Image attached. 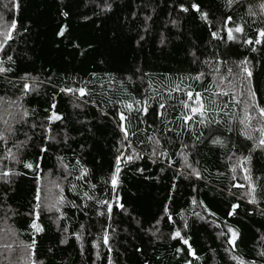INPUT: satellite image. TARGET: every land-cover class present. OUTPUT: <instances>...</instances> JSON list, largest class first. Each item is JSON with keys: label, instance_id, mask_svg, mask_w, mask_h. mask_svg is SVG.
<instances>
[{"label": "trees", "instance_id": "obj_1", "mask_svg": "<svg viewBox=\"0 0 264 264\" xmlns=\"http://www.w3.org/2000/svg\"><path fill=\"white\" fill-rule=\"evenodd\" d=\"M15 2V8L10 0L8 8L0 4L5 21H16L13 39L0 50L3 66L12 68L0 74V97L15 100L25 74L36 77L39 87L22 101L31 114L26 124L18 126L14 140L25 141V133L31 140L19 153L21 162L8 155L9 149L17 152L13 140L0 141V172L12 173L0 178V235L4 237L5 230L12 228L19 241L35 239L40 264H238L232 255L244 264H264L260 255L264 253V150L253 149V142L241 135L248 130L239 124L242 107L233 101L234 89L223 90L229 95H216L221 92L216 78L223 76L235 87L241 86L244 101L251 103L248 82L241 84L244 76L237 75V65L247 59L255 103L264 107V38L255 45V52L243 43L256 37L257 28H264L259 8L264 0H237L231 6L227 0ZM191 3L208 13L211 24L191 9ZM181 4L189 11H181ZM250 6L256 16L249 15ZM229 16L227 27L244 28L243 34L234 33L236 41H229L222 27ZM61 29L63 36L58 35ZM213 31H219L221 39H214ZM8 55L13 61L7 60ZM201 72V79H190ZM85 84L89 94L83 97L59 91ZM189 85L207 105L203 124L198 114L187 124L180 119L188 111L181 101L187 100ZM53 96L62 121L45 119ZM134 100L144 101L147 112L129 113L120 103ZM76 103L80 106L74 107ZM120 111L129 117L125 123L131 148L121 149ZM216 120L220 123H212ZM41 147L47 151H40ZM118 149L125 156L135 149L139 158L121 164L113 191L105 181L114 172ZM249 154L251 161L245 163L243 157ZM238 160L251 169L255 204L249 203L244 169L242 175L240 166L237 173L232 171ZM23 161L39 162V168H24ZM82 168L88 170L83 178ZM47 179L57 181L64 200L58 205L60 211L54 212L41 203L37 223L43 231L37 233L29 227L35 219L30 213L37 203V189ZM102 200L112 205L111 212L98 203ZM233 204L239 207L228 216ZM204 205L216 217L208 216ZM223 221L239 233L235 249L228 243L231 234ZM176 230L189 240L192 251L179 237L173 238ZM221 231L227 234L222 236ZM0 253V264H8L5 250L0 248Z\"/></svg>", "mask_w": 264, "mask_h": 264}, {"label": "snow or ice", "instance_id": "obj_2", "mask_svg": "<svg viewBox=\"0 0 264 264\" xmlns=\"http://www.w3.org/2000/svg\"><path fill=\"white\" fill-rule=\"evenodd\" d=\"M12 7H18V5L16 4L15 0H10ZM237 0H227V4L228 6H231L233 3H236ZM5 8H8V4L4 5ZM108 8H110V5L107 6ZM191 9L196 10L199 12L201 19H203L205 22L211 24V22L208 20V13L201 10L200 6L197 3H191L190 5ZM259 8L261 10V13H264V2L259 4ZM180 9L183 12H188L189 8L185 7L183 4L180 5ZM11 10V9H9ZM258 13L255 12L253 10V8L250 6L249 7V15L250 16H256ZM64 15H67V13H64ZM232 18L231 16L227 17L226 20L223 21L222 23V27L226 28L227 30V39L229 41H236L238 39L237 36L234 35V33H240L243 34L244 33V28L242 25H236L235 27H227V24L229 21H231ZM3 21V15H0V22ZM173 24L176 23L175 20L172 21ZM16 28V21L13 20L11 21L10 25H6L3 23H0V50H2L4 48V45L7 44V42L11 39H13L12 37V33L10 29H15ZM58 35L63 36L64 35V29H61L60 32L58 33ZM211 36L214 39H221V37L219 36V31H213L211 32ZM262 38H264V28H257L256 29V37L254 39L252 38H245L243 39V43L245 45H251L252 48L251 50L253 52L257 51V48L255 47V45H261L262 44ZM141 39H143V37H141ZM164 41L161 40V43H163ZM7 60L8 61H13V57L11 55L7 56ZM250 62L247 59H244L242 61L239 62V64L237 65V67L239 68V73H244L246 74L245 77H243L242 79V83L243 80H246L248 82V95L251 98V103H249L248 101H244L245 107H244V115L243 118L239 121V124L244 125L246 129H249V131H242L241 135H243L247 140H250L253 142V149L259 148L261 150H264V107H261L259 105H257L255 103V97H256V91L253 89L252 85H251V79L253 76V73L249 67ZM4 62L0 61V74L3 73H7V72H11L12 68L11 67H4ZM217 72H219V69H216ZM228 73L231 75L233 73V69L229 68L228 69ZM239 73H237V75H239ZM204 76V73H199L198 75L194 76V77H190V79L193 80H199L201 79V77ZM21 79H23L25 82L23 83V87L20 91V95L16 97L15 100L12 99H8L5 100L3 97H0V101H3L4 104H6V107L3 110V113H0V125H2V127H0V141H9V140H13L14 143V147H16L17 152L16 153H12L11 150H8V155L11 156L12 159L19 161L18 157H19V153L26 147L27 145V141L31 140L30 136H27V133H25L26 136V140L25 141H16L14 140V137L17 135V133L20 131V127H22L24 124L27 123V117L30 116V111L29 109H27L24 106V103H22V101L24 100L25 96L28 95V93L30 91H35L38 87H39V82L38 79L36 77H31L29 78L28 74H25L24 77H22ZM31 79L32 83L30 84L28 82V80ZM221 79H226V77H221ZM9 83H11V81H9ZM15 86V85H14ZM233 87H235V85H233ZM177 91L180 90V86L177 85L176 89ZM60 92L63 93H71L72 96H79V97H83L87 94H89L88 90H87V85L85 84V86H81V87H61L59 89ZM186 96H187V100L181 101L183 107L185 109H187L188 111L186 113H182L180 116V119H182L184 121L185 124H187L190 120L193 119V116L198 114L200 117H202V119L199 121V123L203 124L205 123V120L203 119V117L205 116V113L207 112V105L203 102V97L202 94L200 92H195L194 90L191 88V86H187V91H186ZM216 95H229L228 92H224L223 90H221L220 93H217ZM241 95H243V92H241ZM194 97V98H193ZM233 101L236 103H240V101L236 100V97L233 95ZM123 107L125 109L128 110L129 113H131L133 110H135L136 112H147V105L144 101L142 100H134V102H126V101H121L120 102ZM134 104L135 105H140V107L138 108H134ZM74 107H79L80 104L76 103L73 105ZM161 108H164V104L160 105ZM253 109L256 112H258V116H259V120H258V126L253 124V121L256 120L257 118L254 117L253 115L250 114L249 109ZM14 109V110H13ZM56 101H55V96L52 97L49 108L46 109L45 111L47 113H49L45 119L49 122H54V121H62L63 120V116L61 114H59L56 110ZM104 115H107V113H104ZM119 120L117 123V127L120 128L121 132L123 133L124 139L121 141V149H125V148H131L132 145L130 143H127L128 141V137H129V129L126 127V121L129 119L128 116L125 115V113L123 111H120L117 113ZM160 115L162 116L163 113H160ZM212 123H217L219 124L220 122L218 120L216 121H212ZM20 126V127H18ZM31 127L34 129L37 127V125L35 123H33L31 125ZM40 127L44 128L45 125H40ZM229 131H231L232 129L229 128ZM48 131H51V129L49 128ZM259 133V136L256 137L254 136L252 133ZM48 139H51L52 137L49 136L47 137ZM156 144H159V140L157 139ZM219 140H213V143H219ZM121 149H118V152H120L119 155H117L115 157V164H114V172L112 173L110 180L109 181H105V183H111L112 185V189L113 191H115L118 182H119V174L122 171L121 168V164L122 163H127V162H131L136 158H139V153H137L135 151V149H132V154H129L127 156H125L124 151H122ZM40 151L45 152L47 151L46 147H41ZM156 153V149H153V155H155ZM160 155H165L164 152H161ZM243 161L245 163H250L251 161V154H249L248 156L243 157ZM77 164H79V161H77ZM239 166L243 167L244 172L246 173L244 179L246 181H249L248 184V193L247 195L249 196V203L255 204L257 203L256 200V195H255V191H256V185L252 182V176H251V169L250 167H245L244 164H240ZM23 167L27 168V169H38L39 168V162L33 163V162H27V161H23ZM188 167H191V165H188ZM235 166L232 168V171L235 172ZM87 169L86 168H82V176L81 178H83V174L87 173ZM193 172L197 175H199V173L193 169ZM11 171H3L0 172V178H7L11 175ZM233 179H235V177L233 176ZM57 187H59V185H56ZM238 187H244V185H237ZM75 187V186H73ZM93 187H95L93 185ZM62 191V189H61ZM85 197L87 199H94V197L90 196L88 193H84ZM34 199L36 200V205L35 208L33 209V212L30 213V215H34L35 219L32 220V222L30 223L29 227L34 230V232H42L43 231V227L37 223V220L39 219V215H40V209H41V196H40V190L39 188L37 189V193L34 197ZM118 199V196H117ZM64 200L63 196H60L57 200V202L55 204H51V203H45V207L47 208V210H51L53 207L56 208V211H60L59 209V204L62 203ZM98 203L106 205L108 208V211L111 212L112 211V205L106 201V200H102V201H98ZM193 204H196L197 201L194 199L192 201ZM201 205H203V202L200 201L199 202ZM119 207L123 208V205L120 204ZM204 207V212L207 213L208 216H212V217H216V213L211 212L206 205L203 206ZM239 207V205L237 204H233L231 205V209L228 211L227 215L228 216H232L236 213V209ZM167 208H165V212L167 213ZM195 215L199 216L201 219H206V216H201L200 213H195ZM169 219H171V217H169ZM215 226L217 228H220V224L216 223L215 220L212 221ZM224 226L227 228V233H230L231 236L228 240V243L231 244L233 246V249H235L236 244L235 241L238 238V231L235 230L231 225L228 224L227 221H223ZM185 227H187V224H185ZM227 233H225L224 231L220 232V235H226ZM179 237L182 241L184 245H188L189 251H192L191 249V245L189 244V240L187 238H185L184 236L181 235V231L180 230H176L174 233V237L176 238ZM79 239V236L77 237ZM0 239H4L5 242L0 244V248L5 250V253H7L6 259H8V264H20L21 260L25 261L26 264H40V262L37 260V258L35 257V245H36V241L35 239H32L30 243H24L23 241H19L18 240V233L17 231H15L12 228H8L5 230V236L4 237H0ZM13 240V242H7V240ZM104 244L107 245L108 244V236L107 234L104 235ZM63 242V241H62ZM177 252L180 251V249L178 248L176 250ZM3 254V253H0ZM13 254H18L16 255L15 259H13ZM193 255H195L194 252H192ZM261 256H264V253L260 254ZM233 260H237L238 264H244V261L236 256V255H232L231 257ZM185 264H191L190 261H186Z\"/></svg>", "mask_w": 264, "mask_h": 264}, {"label": "rangeland", "instance_id": "obj_3", "mask_svg": "<svg viewBox=\"0 0 264 264\" xmlns=\"http://www.w3.org/2000/svg\"><path fill=\"white\" fill-rule=\"evenodd\" d=\"M0 4H2V5L8 4V0H0ZM0 23L6 24V25H10L11 22L5 21V19L3 17V21L0 22ZM10 30H11V33H12V30L13 29H10ZM239 74L240 75H243L244 77L246 76V74H244V73H239ZM242 79H243V77H242ZM242 79H241V81H242ZM28 82H31V80H28ZM216 82H217V85H218V88H219L220 91L221 90H224V89H227V88H233L234 89L233 91H234V93L236 95V99L238 101H240L239 106L242 107V108H240V110L242 112V115H244V107H245V104H244V97H243V95H241V92H243L242 87L241 86L233 87V84L231 82L227 81V79H223L222 80L221 77H217L216 78ZM246 83H247L246 80H243V83L241 82V84H243V85H245ZM246 100H247V98H246ZM5 107H6V104H4V103H2V105H0V113H3V110H4ZM249 112H250L251 115H253L254 117L258 118V112H256L255 110H253L251 108L249 109ZM253 124L256 125V126H258L257 119L253 121ZM0 127H2V125H0ZM247 130L249 131V129H247ZM252 134L254 136H256V137L259 135V133H256V132H254ZM236 163H237V167H235V169H236L235 170V173L238 172L239 165L240 164H244V163H241V160L240 161L238 160ZM242 168L243 167H241V166L239 168V171H240V174L241 175L243 173L242 170H241ZM245 175H246V173H245ZM244 177L245 176H243V179L242 180L245 182L246 180L244 179ZM248 184H249V181L246 182V186L247 187H248ZM56 185H58L57 181L51 183V182H49L48 179L47 180H44V181L42 180V182L40 184V196H41V201L40 202L44 206H45V203L46 202L47 203H51V204H55L57 202L58 198L60 196H62L61 193H60V188L57 187ZM246 190L248 191L249 189H246ZM50 211H53L54 212V211H56V208L53 207ZM0 237H3V236L0 235ZM108 239H109V236H108ZM3 242H5V240L4 239H0V244H2ZM2 250L3 249L1 248V251Z\"/></svg>", "mask_w": 264, "mask_h": 264}]
</instances>
